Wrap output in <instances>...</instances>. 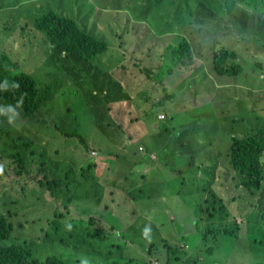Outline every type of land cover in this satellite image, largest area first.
I'll return each mask as SVG.
<instances>
[{
	"label": "rangeland",
	"instance_id": "rangeland-1",
	"mask_svg": "<svg viewBox=\"0 0 264 264\" xmlns=\"http://www.w3.org/2000/svg\"><path fill=\"white\" fill-rule=\"evenodd\" d=\"M255 1L264 3V0ZM99 2L102 3L103 19L113 18L117 14L105 8L110 6V0ZM260 4L259 10H256L254 7L245 8L233 0H112L110 7L118 5L129 9L132 26L121 22L118 28L116 24H111L106 32H99L92 27L89 20L91 14L86 6H81L80 0H0V5L4 7L21 5L17 11L7 13L14 16L13 20L4 23L5 29H0L2 48L7 50L12 41H18L17 37L4 36L21 25L15 13L24 14L26 11L28 21V27L20 37L23 51L0 56V70L7 76L17 73L30 75L40 87L49 89L51 96L49 104L43 106L34 118L24 116L18 107L0 103V128L4 129L0 131V152H5L6 158L13 156L11 162L7 160L8 167L0 164V212L14 227L10 242H26L35 264H44L47 259L69 264L78 261L80 264H124L127 261L131 264H152L156 260L165 264L167 258L161 253L165 248L172 249L169 250L170 264H182L188 260L187 254L190 253L199 258L190 261L197 264H264V217L261 216L264 214V194L260 195L263 199L260 211L246 207L240 212L241 205L249 204L251 199L239 195L228 200L224 196L225 188H217L219 185L230 188L229 184L224 183L223 171L227 165L221 155L227 141L218 136L213 144L216 139L215 127L221 128L222 135H232L230 131L246 132L264 127V22H260L262 17L264 19L261 13L264 6L262 2ZM60 14L75 19L80 28L107 43V50L92 56L90 60L91 65L99 68H113L120 56L116 51L118 41H112L116 30L126 46L127 30L136 32L134 27L138 21L150 23L149 29L139 28L137 38L156 43L150 49L158 54L154 58L163 56V67L159 63L157 69H149V78L143 69L144 76L152 82L145 88L149 99L145 100V95L140 98L139 92L133 91L131 102L124 103L127 106L119 102L110 104V115L116 122L118 112L123 113V122L126 123L124 139L128 140L135 138L131 128L137 122L133 123L132 119L147 118L138 111L149 112L148 123L139 121V132L148 127L160 128L161 135L151 137L149 145L157 150L168 149L170 154L164 160L169 161L179 173L164 168V172L159 174L152 167L146 172L143 167L132 164L131 155L130 159H125L121 157L124 156L123 152H112L114 149L110 148L111 152L103 153L118 156L119 162L115 164L121 171L118 174L110 171L103 177L108 181H128L127 184L131 185L128 191L130 198L98 201L91 197L89 203L86 201L85 195H90L89 189L80 185L86 181H76L79 180V168L94 162L91 156L101 152V143L111 145L107 131L104 133L96 126L90 116L93 100H103L101 94L95 92L97 89L92 75L100 76L103 70L93 67L91 74L81 72L89 64L77 61L73 56L66 63H55L54 48L46 40L48 31L43 22L47 17ZM245 16L248 17L245 19ZM188 24L199 29L201 37L208 40L209 47L220 42L239 54L236 63L240 70L237 75L217 77L211 74L212 54L207 52L203 56L202 67L196 71L198 66L193 58V67L189 66L188 76H181L183 72L179 67L183 57L175 55V61H172L173 49L180 44L179 28ZM75 62L84 66L74 65ZM234 62L228 61L229 64ZM130 64L128 61L127 71L120 69L117 72V78L130 83L127 80L129 74L139 72L135 77H142L139 69L130 67ZM73 68L78 71H72ZM106 74L112 76L109 72ZM83 77H91V80L86 81ZM72 81L81 84L74 85ZM154 83L159 85L158 96L152 99ZM167 94L171 96L169 100L153 103ZM143 102L145 105L141 106ZM223 103L229 105L223 108ZM231 109L234 113H231ZM198 110L199 117L195 118ZM222 112L224 115L219 116ZM160 114L166 115L163 121L158 119ZM62 131L67 134L79 133L88 147L77 138L66 137ZM111 134L116 132L112 130ZM116 136L112 145L119 140ZM18 138L31 142L36 152H25L23 142L19 141L18 147H10L9 143ZM96 140L97 146L94 145ZM138 143L143 146L142 141ZM173 149L182 152V156L179 157ZM17 155L23 158L29 155L30 161L36 164L26 173L17 174L14 162ZM146 162L153 164L148 158ZM214 162L218 166H214ZM37 164L44 165L48 173H56L68 184L70 190L60 189L61 203L51 197L46 187H42L45 181ZM86 167L84 170L88 176L90 172L86 171ZM69 172L71 175H68ZM208 172H213L214 178L215 175L218 177L215 183L211 181L210 184ZM67 177H70L69 182ZM205 188L210 195L216 190L223 199L226 211L219 212L220 206L213 205ZM75 195L78 198L75 199ZM72 198L76 203L67 202ZM116 201H119V207L112 204ZM108 203L110 207L106 211ZM77 208L78 211L93 208L99 219L95 222L97 226L90 228L88 222L73 218ZM61 211L67 212V217L60 219ZM54 214L58 215L57 219ZM106 223L116 230H106ZM123 225H131L135 229L124 230ZM211 231L215 235L209 236ZM53 239V242H49Z\"/></svg>",
	"mask_w": 264,
	"mask_h": 264
},
{
	"label": "trees",
	"instance_id": "trees-1",
	"mask_svg": "<svg viewBox=\"0 0 264 264\" xmlns=\"http://www.w3.org/2000/svg\"><path fill=\"white\" fill-rule=\"evenodd\" d=\"M234 1V0H233ZM237 2L245 5L247 7H254L256 10H259L262 5L264 6L263 1H255V0H236ZM130 3L132 1H129ZM107 10H122L128 12L129 9L126 10L125 8H120L118 5L114 7H105ZM264 15V10L261 12ZM101 16V13H100ZM132 16V15H131ZM102 17V16H101ZM264 22L263 17L260 19V22ZM43 25L47 28V35L46 40L53 45L54 48V57H56L57 61H63L66 63V60L69 59L71 56L75 57V59L82 60L85 63L89 64V67H85V70L81 72H87L91 74L90 67L93 66L90 64V60L92 56H96L98 54L104 53L108 46L107 43L95 36L91 35L88 31L80 28L77 25L75 19H70L62 14L60 15H52L47 17ZM142 23H138L137 27H142ZM16 29L11 33H14ZM13 37V36H12ZM19 41L13 42L12 41V49L11 52L22 51L23 46H19L14 48ZM223 43L215 42V46L219 45L220 47L211 51V65L209 67L210 73L214 76L221 77V76H231L237 75L238 71L240 70V66L237 65L236 61L238 60V53L235 50H231L227 48ZM183 44H179L178 47L173 49V58L172 61H175V55L177 56H184L186 51L183 49ZM165 52V50L163 51ZM205 56V55H204ZM126 57V55H125ZM163 59V56H161ZM178 58V57H177ZM164 60V59H163ZM228 60H234L233 64H229ZM74 65L84 66V64L75 62ZM57 67L61 69L58 65ZM162 67L158 68L161 69ZM75 69V68H74ZM73 71V69H72ZM80 72V73H81ZM144 72L147 74L149 78L150 70L144 68ZM172 73V72H171ZM170 73V74H171ZM93 84L96 87V93L101 94L103 100H93L92 105V112L91 118L93 119L96 126L100 127L102 131L110 136V143L111 145L102 144V147H99L101 152H111L109 151L110 148L114 149L112 152H151L154 150L152 147L144 148L140 146V144H131V139L128 140L124 139V130L122 124L119 122H115L112 116L110 115L111 106L115 102H125L129 104L131 102V96L128 94L127 90H125L122 84L117 81L115 78L110 76L109 74L102 75V76H94ZM82 79L86 81H90L91 77H83ZM75 83V84H74ZM74 85H80L81 82L73 81ZM18 85V86H17ZM145 95V100L149 99L148 91H145L139 95V97H143ZM170 95L167 94L159 99L157 102H153L157 104L163 99H170ZM51 96L49 95V89H44L37 84V81L28 74L25 73H17L7 76L3 70H0V103L2 105L7 106H14L22 109L23 115L27 118H34L43 106H47L50 102ZM145 105V102L141 104V106ZM229 105V104H228ZM227 104H221L223 108L228 106ZM231 108V106H230ZM209 110H211L209 108ZM199 111L196 112L195 118L199 117ZM251 112V111H250ZM249 112V113H250ZM231 113H234L231 109ZM119 115L123 117L122 112H118ZM129 116L131 114L128 113ZM220 115H224L222 112ZM214 116V115H213ZM234 116V115H232ZM134 119H132L133 122ZM237 122V121H236ZM114 130L118 135V142L115 145H112L113 141H116L117 136L116 134H111L110 131ZM0 131H4L3 128H0ZM63 135L69 138H77L79 142L84 144L86 148L88 147L85 139L79 133L75 134H67L63 132ZM232 135H222L221 128L215 127L214 130V138L215 141L213 144L216 143L218 136L222 139L227 141L225 148L223 149L221 155L224 156L227 169L224 172L225 178L224 183L229 184L230 188L227 189L226 185H219V189L225 188L224 196L226 198L233 199L234 197H238L239 195L245 196L246 198H250L251 202L246 205H241L239 211L242 212L244 208L250 207L254 208L258 211L263 207V199L260 198V195L264 194V127H258L256 129H252V131L246 132H236L230 131ZM24 139L18 138L17 140H12V144L9 142L10 147H18L19 142H23V147L25 152H32L33 154L36 152V148L32 147V143L27 141L24 142ZM199 142V140H197ZM98 143V140H97ZM124 144V145H123ZM123 145V146H122ZM121 147V148H119ZM108 149V151H105ZM161 150V151H160ZM160 152H170L168 149H160ZM91 152H96L92 150ZM173 152H177L173 149ZM193 152H196V150ZM31 154V153H30ZM13 157V156H12ZM11 157V159H12ZM164 160V158H163ZM14 162L16 164V168L18 171L17 174L26 173L28 168H31L36 164L34 161H30L29 155L25 158L19 157L18 155L15 157ZM207 162H203L205 164ZM214 166H218L213 163ZM41 167V168H40ZM39 167V172L43 171V179L45 183H43V188L46 187L49 190L51 197L60 203L62 202V194L60 189L66 188V190H70L68 185L61 180L56 173H48L44 165ZM224 168V166H223ZM88 171V169L86 170ZM71 175V172L68 173ZM67 175V176H68ZM210 184L215 180L217 181V176L213 172H208ZM87 177L85 174V170H80L79 180H76L78 183L79 181H86ZM68 182L70 181V177H67ZM42 181L40 180V184ZM64 183V184H63ZM214 185V184H213ZM232 190V192H230ZM205 192L207 193V188H205ZM222 192V191H221ZM221 194V193H220ZM235 194V196H234ZM210 201L213 205L218 204L221 208L219 212L226 211V206L223 204V199L220 198L214 190L212 194H208ZM232 197V198H231ZM73 198L67 200V202L72 203ZM86 209V208H85ZM89 211L90 219L85 220V222L89 223V227L93 228L96 227V221L99 219L96 216V211L93 208H87ZM61 214L59 218L61 219ZM66 214V213H64ZM261 216L264 217V214ZM58 215L54 214V218L57 219ZM67 217V216H66ZM74 227V226H73ZM222 227L224 225L222 224ZM75 228V227H74ZM98 230V229H97ZM115 231V230H113ZM221 231V230H220ZM14 227L10 223L9 219L0 212V264H35L33 263V254L31 249L28 247L27 243H12L10 242L13 236ZM227 233V232H223ZM209 236L215 235L213 231H211ZM235 236V235H234ZM47 237V236H46ZM237 237V236H235ZM53 240H49V242H53ZM263 243V242H262ZM77 250V248H74ZM167 249V248H166ZM172 250V249H169ZM170 252L168 251V255H166L167 259L169 257ZM170 258V257H169ZM178 260L174 258V260ZM171 262V260H170ZM169 262V264H170ZM69 264L68 262H66ZM60 263L56 259H47L44 264H66ZM81 262L78 261L76 264H80ZM121 264V263H116ZM124 264H131L130 261H127Z\"/></svg>",
	"mask_w": 264,
	"mask_h": 264
},
{
	"label": "crops",
	"instance_id": "crops-1",
	"mask_svg": "<svg viewBox=\"0 0 264 264\" xmlns=\"http://www.w3.org/2000/svg\"><path fill=\"white\" fill-rule=\"evenodd\" d=\"M81 2V6H86L87 7V11L91 14L89 20L92 21V27L96 30H98L99 32H101L102 30H106L109 25L111 24H116L117 28L119 27V24L121 22L127 23L128 25L132 26V20H131V15L128 14V12L122 11V10H111L112 12H117V14L110 19H103L104 17L100 16L101 13V9H102V3L99 2V0H95L93 2L88 1V0H80ZM111 2L112 0H110V6H111ZM242 5V4H240ZM21 5L15 6L14 8L11 7H4L0 5V22L2 23V25L0 26V29L3 30L6 28V26L4 25L5 22H7L8 20H13V15H8L7 13H9L10 11H17L18 8ZM109 6V7H110ZM243 7L247 8V6L242 5ZM12 9V10H11ZM16 15V19L21 23L20 27H16V31L14 33H6L4 34V36L12 38L13 37H17L18 41H19V46H23L20 37L23 34V31L25 30V28L28 27V21H27V16H26V11L21 12L20 14L15 13ZM248 16H245V19ZM138 23H142V27L144 29H149V22L144 20V21H138ZM137 23V24H138ZM134 28L137 29V31H128L127 30V39H126V46H124L125 40L123 38H121L119 36V32L118 30L115 31L114 33V39L112 41H118L119 47H117L116 51L120 53V56L118 57V60L115 63V66L113 68H109V67H96V66H91L90 69H92L93 67H96L99 70H103V72L101 73L100 76L102 75H106L107 72H109L113 78H115L117 81H119L122 86L124 88H126L127 92L129 95H131L133 93V91H138L139 94L145 92V88L150 86L152 84V82H150L148 80V78L146 76H144L143 74V69L144 68H148V69H157L159 63H162V67H163V59L162 58H154V55H158L155 52L153 53V51L150 49V47H155L156 43H151V42H147V41H140V39L137 38V36L139 35V28L135 26ZM106 32V31H105ZM179 42L180 44H183V49L186 51V54H184L183 60H180L181 65L179 67V70L182 71V75L181 76H188L187 72L189 70V66L193 67V63H191V60H193V58L196 60V66H198V68L196 69V71L203 66L204 63H202V60L204 61L203 56L207 53V52H211L214 49L219 48V45H216V47L214 46H210L209 47V43L208 40H204L201 37V33L199 31V29L197 27H194L192 24H188V25H184L181 26L179 28ZM138 40V42H137ZM2 43H0V56L3 55H7L10 54V50L13 48L12 45L8 47L7 50H5L4 48H2ZM162 46H164V43H162ZM16 48V46L14 47ZM230 49V48H229ZM23 51V49H22ZM128 53V55H127ZM125 55H126V60H125ZM140 56H142V59H140ZM128 61L131 62L130 67H136L139 69L142 77L140 78H136L135 75H138V73L136 74H129V77H127V80L130 82L128 83L127 81H123L121 80V78H117V72L122 69L124 72L127 71L128 68H126V65L128 63ZM162 61V62H160ZM143 62H145L143 65ZM73 71H78L76 68H73ZM122 72V76L123 73ZM153 75H155L153 73ZM73 82V81H72ZM163 82V80L161 81ZM75 84V83H74ZM154 90L152 92V96L151 98L154 99L155 97L158 96L157 94V89H158V84L154 83ZM140 89V90H139ZM121 104H123L124 106H127L126 104H124L125 102H119ZM139 114H143L144 116H147V118H136L133 120V123L137 122L136 126H133L131 128L133 135L135 136V138L130 137L131 139V144H139L138 141H142L143 142V146L144 148L147 147H152L154 148L153 151L151 152H123L124 156H121L125 159H130V155L133 157L132 159V164L134 166H139V167H143V169L147 172L149 171V168L152 167L154 169L155 172H158L159 174L162 172H164V170L166 168H170L174 173H179V171L175 168H173V165H171L169 163V161L163 160V158L167 155L170 154V152H160L157 149H155L154 146H150L149 145V139L151 137H156V136H160L161 132H160V128H156V127H148L145 131L143 132H139V128H140V124L139 121H142L144 123H148L149 121V112H142V111H138ZM129 114L132 115V113L129 112ZM118 119H116L117 122L121 123L123 126V130H126L125 127V122H123V117L119 114H117ZM168 118V115H167ZM159 122V120H157ZM163 121V120H162ZM97 140L95 141L94 145L97 146ZM141 146V145H140ZM90 153V152H89ZM177 155L179 154V157H181V153L180 152H175ZM91 156V155H90ZM11 157L12 155H10L8 158H6L5 152H0V164L5 165V167H8V162L7 160H9L11 162ZM92 158H94V162L93 163H88L86 166H80L79 170L81 169L84 170V168L86 167L88 169V172H90V174L86 179V182H82L80 183L81 186H87L89 189V194L90 195H85V199L86 201H88L91 197H95L96 199H98V201H101L102 199H116V198H122V199H129L130 198V194L128 193V191L131 189V185H128L127 182L125 181L124 183H122L120 180L118 179H113L112 181H108L105 180L103 177V174L105 173H109L110 171H112L114 174H118L120 173L121 169H119V167L115 164L116 162H119L118 160V156H115L113 154H106L103 152H98V154L96 156H91ZM146 158H148L153 164L149 165L146 162ZM37 167H40L37 164ZM41 168V167H40ZM165 168V169H164ZM41 175L43 176V171H41ZM64 184V183H63ZM67 184V183H66ZM68 185V184H67ZM74 198H78L77 195L74 196ZM71 203V202H70ZM72 203H76L74 200L72 201ZM71 203V204H72ZM112 204H116L118 207L120 206L119 201H116ZM110 207V203L107 204L106 207V211L109 210ZM66 209V207H64ZM74 212H75V207L73 208ZM67 211V209H66ZM113 212L115 213V210H113ZM66 213V214H64ZM62 213L63 215H61V219L66 217L68 215L67 212ZM70 213V212H69ZM69 218V217H68ZM76 219H80V220H87L90 219L89 217V211L88 209L84 208L80 211H78L77 208V212L75 217ZM106 230H116L115 227L108 225L106 223ZM122 229L124 230H134L135 228L133 226H129V225H123ZM187 247H185L186 249ZM168 249H164V251L162 250V256L168 255ZM167 258V257H166ZM187 258L188 260H186L185 262H183L182 264H197V262L195 263H191L190 261H193L192 259L194 258L199 259L197 257L192 256V253L187 254ZM158 262L160 264H162L159 260L154 261L153 263ZM170 262V258L168 257L167 261L165 264H169ZM152 263V264H153ZM202 264H211V262H206V263H202ZM217 264V263H214Z\"/></svg>",
	"mask_w": 264,
	"mask_h": 264
},
{
	"label": "built area",
	"instance_id": "built-area-1",
	"mask_svg": "<svg viewBox=\"0 0 264 264\" xmlns=\"http://www.w3.org/2000/svg\"><path fill=\"white\" fill-rule=\"evenodd\" d=\"M88 1H94V0H88ZM159 119H160V120H164V119H165V115H164V114L160 115V116H159Z\"/></svg>",
	"mask_w": 264,
	"mask_h": 264
},
{
	"label": "clouds",
	"instance_id": "clouds-1",
	"mask_svg": "<svg viewBox=\"0 0 264 264\" xmlns=\"http://www.w3.org/2000/svg\"><path fill=\"white\" fill-rule=\"evenodd\" d=\"M94 1H95V0H94ZM91 2H93V1H91ZM234 2L237 3V4H239V5L241 4V3L237 2L236 0H234ZM228 61H229V60H228ZM17 86H18V85H17ZM160 115H162V114H160ZM160 115H159V116H160ZM164 115H165V114H164ZM159 116H158V119H159ZM165 118H166V115H165ZM159 120H160V119H159ZM161 121H162V120H161Z\"/></svg>",
	"mask_w": 264,
	"mask_h": 264
}]
</instances>
